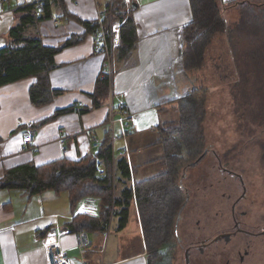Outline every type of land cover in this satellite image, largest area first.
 Returning a JSON list of instances; mask_svg holds the SVG:
<instances>
[{"label":"crops","instance_id":"1","mask_svg":"<svg viewBox=\"0 0 264 264\" xmlns=\"http://www.w3.org/2000/svg\"><path fill=\"white\" fill-rule=\"evenodd\" d=\"M24 1L38 4L42 0H0V48L5 46L18 5ZM110 1L121 0L50 1L51 18L40 24L39 32L46 47L59 48L55 68L48 75L50 90L57 95H52L48 104L34 106L29 99L34 79L0 88V179L7 169L26 163L77 162L96 151L92 150L93 137L100 143L111 138L115 160L127 159L134 183L164 172L161 161L165 151L158 143V131L177 121V103L191 91L181 60L183 29L192 21L190 0H131L130 8L132 3L136 5L130 14L137 40L124 58L118 60L116 51L111 83L112 102L124 106L115 118L122 114L134 117L124 139L119 138V122L107 124L108 84L106 98L98 107L93 104L104 57L83 24L93 23L97 7L106 9ZM242 4L260 7L264 0H221L225 13L233 10L235 14ZM28 130L36 133L35 151L23 143L22 135ZM99 170L103 173L102 166ZM78 214L97 216L98 201L84 198L72 210L67 192L47 191L27 197L22 191L0 190V264H48L41 243L46 232L58 236L73 264H83L76 233L65 229ZM63 231L67 233L61 234ZM89 236L91 247L84 264H148L143 227L133 200L123 228H119V217H114L102 235Z\"/></svg>","mask_w":264,"mask_h":264},{"label":"trees","instance_id":"2","mask_svg":"<svg viewBox=\"0 0 264 264\" xmlns=\"http://www.w3.org/2000/svg\"><path fill=\"white\" fill-rule=\"evenodd\" d=\"M50 1L20 3L15 23L6 35L5 46L0 48V88L34 79L29 87V99L34 106L48 104L52 95H57L50 90L48 75L55 68L54 56L59 48L46 47L39 32L40 24L51 18ZM190 5L192 21L183 29L181 60L183 72L193 85L177 103V121L158 131V143L165 151L161 161L164 172L134 183L127 159L115 160L111 138L106 137L98 150L77 162L61 159L42 166L26 163L7 169L0 179V190L22 191L27 197L47 191L67 192L72 210L82 199L95 198L98 201L97 216L76 215L65 228L74 233L86 230L102 235L114 217H119V228H123L133 200L150 255L148 264H172L170 252L175 241L176 221L186 207L182 175L197 167L206 156V106L217 87L199 81L205 74L210 50L219 37L227 39L236 77L231 94L236 101L240 93L249 97L252 108L245 109L253 115L251 121L255 124L264 121V117L258 116L259 111L264 114V6L242 4L240 19L232 26L224 18L226 9L221 0H190ZM123 8L116 1H110L106 6L108 29L115 20L125 19L118 60L127 56L137 40L136 25L130 14L132 9L126 15ZM83 24L86 34H92L97 23ZM106 95L107 82L99 78L92 95L94 106L98 107ZM261 146L264 151V143ZM101 166L103 173L99 170Z\"/></svg>","mask_w":264,"mask_h":264},{"label":"flooded vegetation","instance_id":"3","mask_svg":"<svg viewBox=\"0 0 264 264\" xmlns=\"http://www.w3.org/2000/svg\"><path fill=\"white\" fill-rule=\"evenodd\" d=\"M230 162L206 164L201 217L179 218L182 264H264V163Z\"/></svg>","mask_w":264,"mask_h":264},{"label":"rangeland","instance_id":"4","mask_svg":"<svg viewBox=\"0 0 264 264\" xmlns=\"http://www.w3.org/2000/svg\"><path fill=\"white\" fill-rule=\"evenodd\" d=\"M116 2L122 7L121 1ZM128 8L125 6L122 10L126 15ZM232 11L224 12V18L229 25L234 26V23H238L241 12L240 8L236 9L235 14ZM225 41H227L225 36L224 38L219 37L213 44V49L210 50L211 54L207 58L205 74L200 76L202 79L199 77V83L217 87V90L212 94V98L206 106L208 115L204 123V150L208 152L197 167L182 175L184 190L189 197L188 205L182 212L183 221L179 228L182 231L186 228L185 223L193 225L197 217H201L202 198L206 185V171H204L206 165L204 163H217L218 156L227 158L231 161L230 163H264L262 158L264 151L261 146L264 143V121L261 124L251 121L253 115L246 111V109L252 108V105L248 103L250 102L249 97L240 93L236 101L231 94V86L236 81V77H234V69ZM189 85L191 88L193 84L189 83ZM250 99L253 100L254 97H250ZM258 114L259 118L264 117L260 111ZM216 181L217 179L214 183ZM187 219L189 220L187 221ZM89 237L91 238V236ZM170 254L172 264H182V254L175 241Z\"/></svg>","mask_w":264,"mask_h":264},{"label":"built area","instance_id":"5","mask_svg":"<svg viewBox=\"0 0 264 264\" xmlns=\"http://www.w3.org/2000/svg\"><path fill=\"white\" fill-rule=\"evenodd\" d=\"M4 1V0H2ZM124 6L130 9L131 0H121ZM128 11V10H127ZM108 12L105 8L97 7V16H96V27L92 33L94 41L96 43V48L98 52L104 57V65L101 71L102 80L106 81L108 84L109 94H108V118L107 124L113 125L116 122H119L122 129V136L119 138L124 139L129 136L130 128L134 123V117L130 115L122 114L119 118H115L117 110L122 113L124 106L118 104L117 106L112 102V89L111 83L113 81L114 75V55L116 51L121 47V27L125 19H117L111 23L109 29L107 28V19ZM78 107H82V104H79ZM35 131L28 130L22 135L23 143L26 148L29 150L35 151L34 140H35ZM118 138V139H119ZM65 140L60 139V143L63 147L64 152L66 148L64 147ZM100 141L93 137L92 138V150H98L100 147ZM24 147V149H26ZM125 153V150H124ZM67 231H63L61 234H65ZM60 236V235H59ZM77 239V250L78 254L81 257V261L84 264V258L87 254L89 248L91 247V241L89 233L86 230H80L76 232ZM42 247L47 253L48 264H73L71 258L68 254L61 248L60 243L58 242V236L51 232L47 233L44 237L41 238Z\"/></svg>","mask_w":264,"mask_h":264},{"label":"water","instance_id":"6","mask_svg":"<svg viewBox=\"0 0 264 264\" xmlns=\"http://www.w3.org/2000/svg\"><path fill=\"white\" fill-rule=\"evenodd\" d=\"M131 8H132V9H136V5H135V3H132V4H131ZM187 201H188V198L186 197V201H185V202L187 203ZM178 222H179V220L176 221V229H177V227H178ZM175 231H177V230H175Z\"/></svg>","mask_w":264,"mask_h":264}]
</instances>
